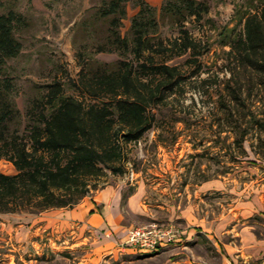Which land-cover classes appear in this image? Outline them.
Masks as SVG:
<instances>
[{"label": "rangeland", "instance_id": "374dc122", "mask_svg": "<svg viewBox=\"0 0 264 264\" xmlns=\"http://www.w3.org/2000/svg\"><path fill=\"white\" fill-rule=\"evenodd\" d=\"M146 1L158 10L157 38L169 48L181 42L180 28L161 18L164 0ZM198 1L207 2L210 12L200 21L190 19L185 29L202 54L194 60L189 52L167 63L182 73V87L153 108L152 129L140 141L124 145L117 173L106 169L102 177L88 180L91 192L86 197L108 187L122 193L120 224L113 237L119 245H107V237L77 222L61 225L56 232L26 231L23 236H28L22 238L16 231L7 232L4 223L10 221L4 217L32 213L0 214V264H264V133L254 126V120L264 122V92L256 83L249 88L251 74L238 75L228 46L264 0ZM100 4L0 0V13L14 9L27 20L17 33L23 50L8 61L6 70L15 85L13 100L26 139L28 112L52 85L60 83L67 97L98 103L78 86L83 70L104 64L115 69L121 61H134L132 55L97 52L106 29L88 28L87 21ZM137 12L134 2H128L123 37ZM229 85L242 86L238 104L232 101ZM0 173L17 171L1 160ZM192 225L205 233L189 236ZM156 226L178 232L180 241L154 253L124 250L129 230Z\"/></svg>", "mask_w": 264, "mask_h": 264}, {"label": "trees", "instance_id": "16d2710c", "mask_svg": "<svg viewBox=\"0 0 264 264\" xmlns=\"http://www.w3.org/2000/svg\"><path fill=\"white\" fill-rule=\"evenodd\" d=\"M130 1L138 12L128 36L123 37ZM209 12L204 1L164 0L161 18L172 20L182 35L181 42L169 48L157 38L158 10L146 0H101L87 21L88 28L106 29L97 52L132 55L134 61H121L115 69L104 64L83 70L78 86L86 98L98 103L67 97L60 83L52 85L28 112L27 139L21 133L22 115L13 100L15 85L6 78L8 61L23 50L17 33L27 20L14 9L0 13V161H9L17 171L15 175L0 173V214L74 208L91 192L90 178L102 177L106 169L117 173L115 166L124 157V145L140 141L153 127V108L182 87V73L167 63L189 52L194 60L201 56L199 45L185 28L190 19L200 21ZM228 46L238 75L251 74L249 88L256 83L264 92V6L247 17L244 32ZM227 88L238 104L242 86ZM254 123L264 133V122ZM248 134L242 135L240 143Z\"/></svg>", "mask_w": 264, "mask_h": 264}, {"label": "crops", "instance_id": "0c3cea01", "mask_svg": "<svg viewBox=\"0 0 264 264\" xmlns=\"http://www.w3.org/2000/svg\"><path fill=\"white\" fill-rule=\"evenodd\" d=\"M122 202V193L113 192L111 188L97 192L95 195H90L84 200L70 209H54L45 211L40 214L21 215L18 217H4V219L10 221L4 223L7 232L12 233L16 231L18 235H24L26 231L29 234L33 231L36 234L43 230L53 231L63 225H74L78 223L83 228L88 229L90 233L103 235L107 237L108 244H117V241H113L114 232L119 228V214ZM17 222V225L11 224V221ZM25 223H28L26 226ZM188 231V235L196 236L200 231L198 225H192ZM27 234V233H26ZM185 235V233H181ZM28 236V235H27ZM27 236H23L25 238ZM2 239V237H0Z\"/></svg>", "mask_w": 264, "mask_h": 264}, {"label": "built area", "instance_id": "2783aa9c", "mask_svg": "<svg viewBox=\"0 0 264 264\" xmlns=\"http://www.w3.org/2000/svg\"><path fill=\"white\" fill-rule=\"evenodd\" d=\"M180 235L172 229L159 227L134 228L128 231L124 250L132 249L146 253L158 252L172 242L180 241Z\"/></svg>", "mask_w": 264, "mask_h": 264}]
</instances>
